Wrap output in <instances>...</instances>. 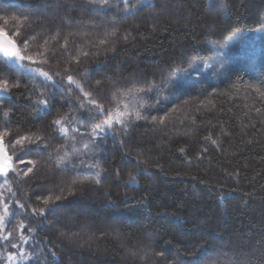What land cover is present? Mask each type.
<instances>
[{"label":"trees","instance_id":"trees-1","mask_svg":"<svg viewBox=\"0 0 264 264\" xmlns=\"http://www.w3.org/2000/svg\"><path fill=\"white\" fill-rule=\"evenodd\" d=\"M43 2L0 0V29L16 40L23 54L42 60L38 52L46 51L50 56L59 51L60 55L49 62L51 71L56 72L62 71L71 57L88 52L80 60L79 72L72 74L86 91L92 90L96 80L108 81L93 93L106 107H111L114 87H119L123 96L155 82L163 88L166 99L161 110L145 113V120L130 127L123 148L111 138L107 140L100 160V167L108 174L103 187L77 190L63 201L56 217L47 216L51 223L43 227V218L10 215L8 229L24 220L36 231L30 234L27 228L17 229L11 238L17 249L4 243L0 248L15 252L22 247L29 256L42 247L46 252L52 249L58 264H264V61L235 66L215 80L203 74L198 82L177 91L170 84L180 71L177 69L206 59L230 36L262 26L264 0H226L228 8L222 13L218 9L208 13L207 0H153L134 14L121 11L122 0H109L118 7L102 14L80 7H57V0H50L45 9L39 6ZM85 2L59 0L61 4ZM25 17L40 21L24 37H35L29 39L26 51L16 35L29 22ZM114 30L116 36L107 35ZM105 39L107 43L101 45ZM66 44L68 51L64 52ZM85 68L90 69L87 82L80 75ZM7 75L12 83L21 85L4 101V108L12 109L7 118L10 122H4V108H0V132H13L12 140L24 135L47 137V122L65 113L84 119L78 91L69 95L67 89L63 101L60 94L55 96L51 114L34 117L27 100L34 86L30 69L12 64ZM112 81L120 83L113 86ZM49 86L57 92L51 82ZM165 114V124L146 122L152 115ZM84 123L86 128L81 132L92 126L88 120ZM209 136L217 143L205 139ZM80 137L88 139L87 135ZM5 143L11 154L10 142ZM63 143L65 140L54 138L47 151L23 157L38 162L35 179L25 178L20 183L10 173L5 184L0 178L5 202L11 199L43 207L36 196L60 195L58 190L49 192L56 185H64L67 194V185L77 177L55 168V152L47 158L48 152ZM124 152L130 155L124 157ZM136 160L143 162L139 169ZM121 165L120 179L116 180L115 170ZM130 172L137 180L131 186L126 183ZM25 193L31 199L25 200ZM21 234L29 237L27 243L20 240ZM201 245L204 248L196 257L189 255ZM44 258L40 256V261ZM48 264H52L50 253Z\"/></svg>","mask_w":264,"mask_h":264},{"label":"snow or ice","instance_id":"snow-or-ice-1","mask_svg":"<svg viewBox=\"0 0 264 264\" xmlns=\"http://www.w3.org/2000/svg\"><path fill=\"white\" fill-rule=\"evenodd\" d=\"M50 0H44L39 6L48 9ZM124 8L121 10L124 14H134L141 7L151 5L153 0H137L135 4H132L130 0H122ZM57 7L64 8H77L80 7L82 11H91L95 13H104L105 11H111L113 5L109 3V0H86L83 5H77L76 3H59L57 0ZM228 8L226 0H207L206 11L212 12V9H218L221 13ZM25 20L29 21L25 27H23L18 33L17 38L23 41L25 51L29 45V39H35L30 37L24 39L28 32L34 31L35 27L39 25V18L32 20L29 17H25ZM38 35V34H37ZM108 36H116V31H112L107 34ZM0 36L3 39L0 40V53H2L5 59L0 60V74L7 75L8 69L15 64H22L23 67L30 69L32 73V80L34 86L29 89L27 100L32 105V115H49L52 113L53 103L55 96L60 94V99H65V89L67 94H71L74 90L78 91L79 96V111L84 115V119H80L78 115L65 113L64 115L56 116L51 119L45 125L48 129L47 137L44 135H24L18 136L15 140L11 139L14 134L11 131L0 132V178L4 179V183H8V176L10 173H14L16 179L23 183L25 178L35 179L38 169V162L33 159H24L32 153L45 152L51 147L52 140L63 139L65 143L56 145L53 151L48 152V159L53 157V152L56 153L55 168L58 170L72 172L77 179H73L70 184L67 185L68 192L65 194L64 185H56L55 189H50V193H54L58 190L61 194H50L46 197L37 195L36 201L43 204V207L28 206L20 201H13L9 199L5 202V194L0 193V243H4L5 246H9L12 249H17L16 243H11L12 233L17 229H26L31 234L36 231L35 228H28L24 220H21L15 228L8 229L6 225L10 223L9 217L15 215H23L25 217H40V226L43 227L47 221V216H57L60 209L63 207V201H66L69 196L75 194L77 190H83L84 188H98L103 187L102 181L108 178L107 170L100 167V160L104 156V149L107 145V140L111 138L115 143H119L121 148L124 147L125 139L129 134L130 127L134 126L137 121L145 120V113L157 112L161 110V103L166 97L163 95V88L158 87L157 83L153 82L148 84L144 88H134L129 90L126 94L121 96L119 87H114L111 91L112 100L110 101L111 107H106L104 103L99 102L93 98L94 92H99L108 81L96 80L95 84L91 85L89 91L85 90L84 84L80 80H77L72 73L79 72V64L82 57H87L88 52H80L77 56L71 57L68 60L67 66L62 71L52 72L49 66L51 59L60 55L59 51H53L49 56L46 51L38 52L37 55L43 56L44 59L36 60L31 55L22 54V51L17 46L15 40L8 39L6 33L0 29ZM57 36L52 37L55 41ZM126 38V37H125ZM47 43V42H46ZM107 40H101L100 44H106ZM64 52L68 51V45L62 46ZM24 61H28V64H23ZM181 70V69H177ZM90 69L85 68L83 73H80L82 78L87 82ZM56 78H59L57 80ZM51 82L52 86L57 89V92H53L49 86ZM131 83H137L136 80L130 81ZM119 81H112L113 86L118 85ZM43 85V88L38 87ZM21 85L19 83H12L10 79L5 78L0 80V108H4V101L13 92L14 89H19ZM167 87V85H164ZM153 95L155 99H152ZM127 101V102H125ZM175 109V106H174ZM86 110V114H85ZM12 113L11 108H4L3 117L5 123L10 122L7 120ZM88 120L92 124L90 130L86 129V132H81V128H86L84 123ZM74 121V123H73ZM147 123L153 126L157 124H165L167 122V114L164 116L152 115L150 121ZM73 133H78L80 136L87 135L89 137L87 143L84 144L83 149L75 147L77 136ZM205 139L210 140L212 144H216V140H212L211 136ZM8 140L11 146V154H9V146L5 141ZM69 141L71 142V148L69 149ZM183 151V150H181ZM130 154L124 152L123 156L128 157ZM15 158L16 163H13ZM143 162L136 160V168L139 169ZM30 165V166H29ZM122 165L118 166L115 170L114 179L119 180L121 175ZM83 177V178H81ZM137 182L136 176L131 172L129 173L128 181L129 186L134 185ZM38 187H41L38 185ZM7 191H11L8 189ZM35 191V190H34ZM108 193H106L107 195ZM12 193V196H15ZM25 200L31 199V197L25 193ZM223 197H221V200ZM15 205V209L13 208ZM30 208V211H29ZM7 232L6 235L2 234ZM62 235H66L62 233ZM20 240L25 243L28 242L29 237L21 234ZM45 245L47 241L43 242ZM204 245H201L197 251L189 253L190 256L196 257L197 252L201 251ZM52 258V264H58V257L56 251L47 249V252L42 247L39 252H34L29 256L24 253L23 248L19 250V254L16 252H9L6 260L15 262L18 258L25 260L28 264H33L34 261H40V256H44V260L40 261V264H48V254ZM157 255L163 256V253Z\"/></svg>","mask_w":264,"mask_h":264},{"label":"rangeland","instance_id":"rangeland-1","mask_svg":"<svg viewBox=\"0 0 264 264\" xmlns=\"http://www.w3.org/2000/svg\"><path fill=\"white\" fill-rule=\"evenodd\" d=\"M3 32L7 33L4 30ZM11 39L14 40L13 38ZM228 41L225 44H222L220 48H216L206 59L192 63L189 67L177 71L171 78V88L176 87V89H173L177 91L187 83L192 81L198 82L202 78L203 74H208V79L215 80L225 75L228 70L235 66L255 65L264 61V23L253 32L241 31L234 34L228 38ZM17 46L20 48L18 43ZM0 54L2 55V53ZM15 65L21 66L22 64ZM0 78H2V80L5 78L9 79V76L0 74ZM87 138L89 139V137ZM88 139H81L79 136L75 147L79 148L83 145L79 148L83 149L84 144L87 143ZM70 148L71 142L69 144V149ZM3 188L4 187L0 185V190ZM9 252L14 251L2 250L0 248V264H24L25 260H21L19 258L15 262L7 261L6 257ZM15 252L19 254V251Z\"/></svg>","mask_w":264,"mask_h":264},{"label":"water","instance_id":"water-1","mask_svg":"<svg viewBox=\"0 0 264 264\" xmlns=\"http://www.w3.org/2000/svg\"><path fill=\"white\" fill-rule=\"evenodd\" d=\"M5 33V32H4ZM7 34V33H6ZM7 36H8V39H11L10 38V36L7 34ZM3 39V36H0V40H2ZM12 40V39H11Z\"/></svg>","mask_w":264,"mask_h":264}]
</instances>
